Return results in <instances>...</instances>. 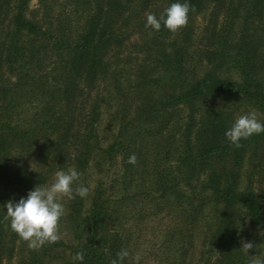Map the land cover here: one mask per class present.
Returning a JSON list of instances; mask_svg holds the SVG:
<instances>
[{"label": "trees", "instance_id": "1", "mask_svg": "<svg viewBox=\"0 0 264 264\" xmlns=\"http://www.w3.org/2000/svg\"><path fill=\"white\" fill-rule=\"evenodd\" d=\"M29 2L0 0V264H49L59 250L65 264L76 252L110 264L129 251L127 206L136 221L176 214L166 247L181 258L198 240L194 264L264 256V133L238 148L224 136L245 112L264 121V0H190L175 33L145 27L172 0H38L46 27L27 18ZM105 109L116 131L104 146ZM69 167L74 188L107 179L85 209L65 199L71 243L31 249L3 204Z\"/></svg>", "mask_w": 264, "mask_h": 264}, {"label": "clouds", "instance_id": "2", "mask_svg": "<svg viewBox=\"0 0 264 264\" xmlns=\"http://www.w3.org/2000/svg\"><path fill=\"white\" fill-rule=\"evenodd\" d=\"M190 7V0H172L159 15L148 13L145 27L159 31L163 25L169 32L175 33L187 24ZM261 133H264V121L258 118L256 111H248L232 122L225 130L224 136L232 146L238 148L241 146V140ZM127 162L135 164V154H131ZM80 176L81 173L75 167L57 170L53 182L46 185L37 184L27 192L26 196L18 200L10 199L3 204V209H6L4 218L9 221L10 229L27 242L29 248L39 249L61 238L60 221L66 215V208L61 202V197L73 200L77 196L85 198L89 193V187L83 183L73 187L74 183L80 180ZM242 248L248 252L252 248V243L246 242ZM128 257L129 251L122 248L110 264H124ZM133 259L134 264H138L139 257ZM72 260L82 264L83 252H76ZM248 264H264V256L249 255Z\"/></svg>", "mask_w": 264, "mask_h": 264}, {"label": "rangeland", "instance_id": "3", "mask_svg": "<svg viewBox=\"0 0 264 264\" xmlns=\"http://www.w3.org/2000/svg\"><path fill=\"white\" fill-rule=\"evenodd\" d=\"M56 11H58V7L54 6L53 14ZM26 16L29 20L36 21L43 27H46L43 9L38 0H30ZM198 22L200 23V18H198ZM10 82H13L12 79H10ZM31 106L32 105H29L27 102L24 104V110L26 109L29 114L32 113ZM109 113L110 111L105 109L104 114L97 125V134L104 146L110 142L111 137L116 131V128L113 125L109 126L107 122V116ZM112 171L115 173L116 168H112ZM54 178L55 177H53V180ZM104 179H107V176H100L98 173H93L91 176H88L86 186L89 187V193L87 197L82 198L84 209L88 206V198L90 197V193L95 184ZM65 199L66 198L61 197V202L65 203ZM136 207L141 208L142 206L137 204L134 209H136ZM120 214H123V219L126 222L124 224L125 228L131 232L129 236V261L133 264V258L137 256L139 257L138 264H194L199 258L201 247L199 241L196 239H194L192 248H188L186 253L181 254V258L180 253L177 252L173 254L174 250H170L166 247V238L164 235L166 230L176 228L178 223L176 214L166 215L162 212L157 216H151L147 219L144 218V220L136 221L138 217H131L132 211L129 212L128 206L125 207ZM69 227L70 226L66 221H63V223L60 224V239L65 244H69V242L71 243ZM202 250H204V248H202ZM68 259L69 252L67 250L54 251L52 252L49 264H65ZM181 259L184 260L182 263Z\"/></svg>", "mask_w": 264, "mask_h": 264}]
</instances>
